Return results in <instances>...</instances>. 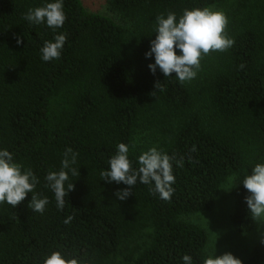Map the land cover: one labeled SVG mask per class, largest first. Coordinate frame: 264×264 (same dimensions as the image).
<instances>
[{
    "label": "trees",
    "instance_id": "1",
    "mask_svg": "<svg viewBox=\"0 0 264 264\" xmlns=\"http://www.w3.org/2000/svg\"><path fill=\"white\" fill-rule=\"evenodd\" d=\"M44 3L0 0V148L33 170L34 191L49 199L42 214L32 211L31 193L15 207L0 204V264H43L57 250L88 264H183L185 254L203 264L208 234L190 219L212 211L229 180L231 227L250 234L256 222L241 180L264 161V0H109L118 23L64 0L67 18L55 30L24 19ZM207 6L227 14L234 45L204 56L190 82L151 73L154 60L144 53L155 17ZM60 33L67 34L60 59L44 62L41 47ZM121 142L133 167L151 147L183 161L174 164L170 200L139 182L117 198L128 186L101 173ZM69 147L78 174H69L74 187L61 211L44 177L61 169ZM262 239L243 264H264Z\"/></svg>",
    "mask_w": 264,
    "mask_h": 264
},
{
    "label": "clouds",
    "instance_id": "2",
    "mask_svg": "<svg viewBox=\"0 0 264 264\" xmlns=\"http://www.w3.org/2000/svg\"><path fill=\"white\" fill-rule=\"evenodd\" d=\"M64 0H45L44 6L29 9L24 19L32 24H46L53 30L61 28L66 20ZM229 23L227 14L222 9L211 6L203 8L184 9L179 16L174 11L155 17V39L150 40L149 49L144 53L146 59L153 58L154 62L147 65L153 74L159 70L164 78H174L180 83L190 82L197 77L201 68V59L211 52H223L231 48L235 41L226 32ZM67 40L66 33L55 35L53 41H46L41 47V59L44 62L58 60L61 57L64 44ZM21 43L20 38L16 40ZM243 68V65L240 66ZM154 87L159 92L165 88L160 81ZM156 92V91H154ZM153 92V93H154ZM195 151V148H193ZM129 145L121 142L116 146L115 154L108 160V170L101 173L107 182L123 183L128 186L116 193L119 200H125L132 194V188L137 182L149 185L150 193H158L163 200H170L175 192L174 164L182 167L183 161H177L174 156L151 147L141 153L133 167L129 156ZM78 153L72 148H66L61 161V169L48 172L44 180L47 187L54 193L58 210L65 207V197L74 187L69 183V174L77 175ZM243 176L241 183L247 190L245 197L250 217L252 220L264 223V161L255 163ZM39 178L31 168H24L14 159V155L6 148H0V204L7 203L11 207L24 201L26 195L31 193L30 207L33 212L43 213L49 203L47 196L41 197L34 190L39 183ZM67 185V187H65ZM154 185V187H152ZM73 216L65 218L64 223H71ZM264 243V239L261 240ZM214 251L208 255L203 264H242L241 259L230 252L219 256ZM183 264H193L190 255H183ZM43 264H88L77 256H67L61 251H52Z\"/></svg>",
    "mask_w": 264,
    "mask_h": 264
},
{
    "label": "rangeland",
    "instance_id": "3",
    "mask_svg": "<svg viewBox=\"0 0 264 264\" xmlns=\"http://www.w3.org/2000/svg\"><path fill=\"white\" fill-rule=\"evenodd\" d=\"M81 3L87 13L102 15L118 23L117 17L109 10V0H81ZM234 186V181H227L222 186L212 211L198 214L190 221L203 228L208 234V255L214 249L216 256L230 252L241 259L243 264L263 236L264 223L255 221L254 230L248 235H238L233 231L230 216L233 211Z\"/></svg>",
    "mask_w": 264,
    "mask_h": 264
}]
</instances>
